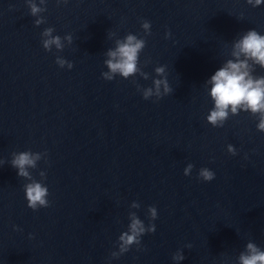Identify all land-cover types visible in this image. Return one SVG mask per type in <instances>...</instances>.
Segmentation results:
<instances>
[{
  "label": "water",
  "instance_id": "water-1",
  "mask_svg": "<svg viewBox=\"0 0 264 264\" xmlns=\"http://www.w3.org/2000/svg\"><path fill=\"white\" fill-rule=\"evenodd\" d=\"M35 3L46 11L32 16L27 0H0V264H239L249 242L264 250V132L244 111L223 127L206 119L214 107L208 81L235 60L246 31L264 35V4ZM48 27L62 49H44ZM129 33L146 38L139 67L147 79L105 80L107 52ZM156 79H167L171 93L144 99ZM25 151L39 154L27 170L48 187L49 207L27 206L30 181L11 164ZM201 168L214 179L199 178ZM133 214L155 231L113 256ZM177 253L184 259L173 260Z\"/></svg>",
  "mask_w": 264,
  "mask_h": 264
},
{
  "label": "clouds",
  "instance_id": "clouds-1",
  "mask_svg": "<svg viewBox=\"0 0 264 264\" xmlns=\"http://www.w3.org/2000/svg\"><path fill=\"white\" fill-rule=\"evenodd\" d=\"M44 2L45 0H41V3ZM59 2L60 0H58ZM64 2L66 3L67 0ZM247 3L257 7L264 4V0H247ZM27 4L32 16H36L41 11H46V8L38 7L35 0H27ZM45 22L44 19H37L34 23L38 26ZM141 27L145 37L151 34L149 21H143ZM54 30V28L48 27L42 33L44 37H48V39L43 40V47L47 51H51L53 45L56 49L63 48L61 37L52 35ZM170 35V32H166L165 38H169ZM65 39L71 42L70 35L66 36ZM145 47L146 38H138L132 33L127 34L123 40H117L115 49H110L107 52L108 59L105 64L109 71L103 72L102 77L111 81L117 73L124 79L141 73L139 56ZM233 48L232 56L235 57V60L229 59L223 67L215 71L208 81L211 85L210 97L214 101V107L206 118L207 122L213 127H223L230 113L238 115L244 111L257 118V129L264 132V76L253 75L254 65L264 68V35L254 29L248 30L242 38L235 42ZM56 63L61 68L64 67L65 63H67L68 69L73 67L71 62L60 58H57ZM164 70L163 66L155 69L157 75L163 74ZM141 74L147 79L146 74ZM153 84L155 92L151 87L146 88L142 93L144 99L147 100L155 95L156 100H159L172 91L167 79H156ZM161 85H163V93L160 91ZM228 150L232 155H236V150L233 149L232 145H228ZM39 158V154L34 155L25 151L16 154L11 161L12 166L18 170L17 175L30 181L24 185V191L27 206L34 211L50 206L48 187L46 184L35 180L27 170L28 168H35ZM192 167L193 165L189 164L188 168L184 169V174L189 175ZM40 175L45 176V173L41 172ZM214 177V172L208 168H201L199 171V178L204 181H211ZM148 214L150 221H154L157 218L156 207L149 206ZM154 231V223L150 222L145 227L144 222L133 214L128 231L123 232L119 237V253H113V256L118 257L126 253L131 246L141 243L140 238L145 233ZM183 259L184 256L179 253L173 255V260ZM239 264H264V250H261L255 243L249 242L246 252H242L239 256Z\"/></svg>",
  "mask_w": 264,
  "mask_h": 264
}]
</instances>
